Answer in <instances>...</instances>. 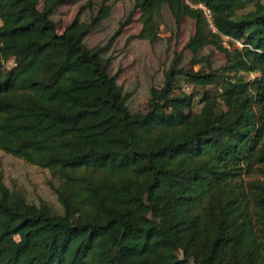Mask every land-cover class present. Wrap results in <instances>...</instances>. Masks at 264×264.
<instances>
[{
	"label": "trees",
	"instance_id": "obj_1",
	"mask_svg": "<svg viewBox=\"0 0 264 264\" xmlns=\"http://www.w3.org/2000/svg\"><path fill=\"white\" fill-rule=\"evenodd\" d=\"M38 1L0 0V151L49 170L61 212L0 183V264H264L262 0H133L139 38L156 39L166 6L194 21L192 67L207 46L225 54L207 73L170 68L144 114L84 44L103 13L59 33L60 2ZM178 77L219 85L224 108L205 92L192 113Z\"/></svg>",
	"mask_w": 264,
	"mask_h": 264
},
{
	"label": "rangeland",
	"instance_id": "obj_2",
	"mask_svg": "<svg viewBox=\"0 0 264 264\" xmlns=\"http://www.w3.org/2000/svg\"><path fill=\"white\" fill-rule=\"evenodd\" d=\"M50 0H39L37 8L42 10ZM57 1V0H56ZM50 19L62 33L74 20L79 23H91L99 13L103 18L92 26L84 39L88 49H100L101 58L109 64L108 74L115 78L126 96V104L131 113L144 114L150 109L151 91L160 90L164 85L170 68L204 72L220 69L225 64V54L212 46L205 47L198 58L200 62L192 67L195 59L186 49V44L194 34V21L184 18L177 24L168 7L164 6L157 23L156 39L139 38L141 30L140 12L134 8L133 0H58ZM254 3H247L238 15L253 9ZM264 4V0L261 1ZM204 10L203 7H200ZM0 20V26H1ZM230 40L223 38V46ZM234 47L242 48L241 42H233ZM14 65L9 61L8 67ZM234 75V74H232ZM245 82L260 79L257 73H238ZM219 85L195 87L185 77H178L173 91L174 99L188 97L192 113L196 114L204 107L201 102L203 93H208L216 105L224 108L220 97ZM256 174L252 179H260ZM0 183L10 192L22 196L27 203L46 205L53 212L60 213L61 208L51 185L57 181L47 169L26 164L0 151ZM18 241V237H15Z\"/></svg>",
	"mask_w": 264,
	"mask_h": 264
},
{
	"label": "built area",
	"instance_id": "obj_3",
	"mask_svg": "<svg viewBox=\"0 0 264 264\" xmlns=\"http://www.w3.org/2000/svg\"><path fill=\"white\" fill-rule=\"evenodd\" d=\"M204 13H205V16H206L207 20L210 22V20H209V18H210L209 12L208 11H204Z\"/></svg>",
	"mask_w": 264,
	"mask_h": 264
}]
</instances>
